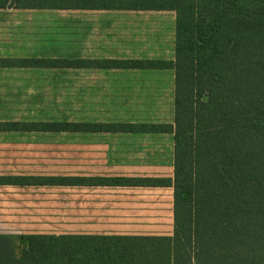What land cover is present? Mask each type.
Returning <instances> with one entry per match:
<instances>
[{"label":"trees","instance_id":"obj_1","mask_svg":"<svg viewBox=\"0 0 264 264\" xmlns=\"http://www.w3.org/2000/svg\"><path fill=\"white\" fill-rule=\"evenodd\" d=\"M171 11L172 61L0 59V67L172 69V124L0 122V132L173 136V176H0L13 186L171 187V236L0 235V264H264V0H0V9Z\"/></svg>","mask_w":264,"mask_h":264},{"label":"crops","instance_id":"obj_2","mask_svg":"<svg viewBox=\"0 0 264 264\" xmlns=\"http://www.w3.org/2000/svg\"><path fill=\"white\" fill-rule=\"evenodd\" d=\"M5 8L0 12L35 11ZM48 10V9H45ZM5 11V12H4ZM60 11V10H58ZM107 13L95 27L94 45L100 46L95 56L71 61H172L174 58L175 17L164 28L161 11L72 10ZM14 22L0 20V37L16 39ZM54 26V25H53ZM51 39L59 34L49 35ZM84 37L83 35H78ZM26 37L29 38L28 35ZM89 37V36H87ZM11 56V55H9ZM0 59H34L0 57ZM77 64L70 68H34L23 66L0 69H39L48 74L54 70H74L79 85L104 94L127 95L124 108L135 116L127 122L105 124L158 125L172 124L174 110V72L172 69L98 68ZM6 122V121H1ZM44 122V121H39ZM73 122V121H72ZM91 123V122H74ZM17 133V132H0ZM49 133V132H47ZM89 136L91 133L76 134ZM106 149L111 171L106 175H67L71 177L162 178L173 176V136L171 133L109 132L93 133ZM3 176V175H0ZM10 176H66L56 174H21ZM63 194L69 201L61 203ZM62 194V195H61ZM21 200L22 213L31 211L29 201L36 200V212L47 217H0V235L12 240L22 235H104V236H171L173 231V191L171 187L142 186H13L0 185V205L11 206L13 198ZM40 200H39V199ZM53 202V204H50ZM43 205V208L40 206ZM11 214L8 208L3 209ZM15 241V240H14ZM22 248V245H21ZM16 256L19 250H16Z\"/></svg>","mask_w":264,"mask_h":264},{"label":"rangeland","instance_id":"obj_3","mask_svg":"<svg viewBox=\"0 0 264 264\" xmlns=\"http://www.w3.org/2000/svg\"><path fill=\"white\" fill-rule=\"evenodd\" d=\"M162 12L166 21L162 25L168 28L175 14ZM106 14L72 10L0 12L1 21L14 22V34L17 35L12 41L0 37V57L74 59L95 56L100 46L94 45L97 26L93 24L101 23ZM51 34H59V38L55 36L53 40ZM73 71L62 69L48 74L39 69H0V122L107 123L133 120L135 116L124 108L127 101L123 99L127 95L104 94L81 86ZM76 134H0V175L109 173L112 168L108 166V159L101 155L106 149L105 143L93 133L89 136ZM60 201L65 205L69 201L68 193L63 194ZM21 204L15 196L11 206L0 205V217H47L44 211L39 214L34 210L36 200L29 201L31 211L28 212L22 213ZM4 208L11 210V214L7 215ZM3 230L0 224V231ZM18 238L11 239L14 251L21 248Z\"/></svg>","mask_w":264,"mask_h":264}]
</instances>
